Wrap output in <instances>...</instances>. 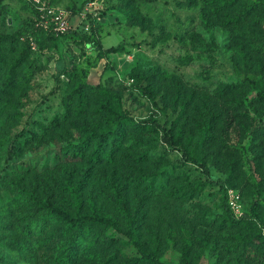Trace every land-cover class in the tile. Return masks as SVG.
<instances>
[{"label": "rangeland", "instance_id": "1", "mask_svg": "<svg viewBox=\"0 0 264 264\" xmlns=\"http://www.w3.org/2000/svg\"><path fill=\"white\" fill-rule=\"evenodd\" d=\"M42 2L44 14L47 8L72 11L75 32L47 35L35 25L26 0H0V35L24 30L18 43L0 49V86L7 70H13L17 85L10 103L0 105V264L62 259L63 225L40 218L36 200L21 191L65 204L57 182L65 176L63 167L75 168L76 177L86 169L66 146V138L77 143V130L63 123L66 135L51 124L65 112L73 68L86 83L121 92L122 111L134 120L153 119L160 127L138 135L129 159L120 156L115 165L92 169L86 190L98 194L107 212L121 219L119 210H128L142 243L167 264H180L182 249L198 264H264V99L243 83L247 78L264 83V12L235 21L245 4H253L242 0L244 5L219 15L208 12L203 21L201 0ZM99 44L119 50L105 53ZM136 72L140 82L129 78ZM177 84L185 93L179 103ZM144 86L156 93V105ZM173 126L176 134L182 130L180 146L169 143L174 140L166 131ZM185 151L206 168L186 160ZM208 180L224 182L227 202L236 194L241 213L258 201L257 221L227 223L218 187H198ZM98 231L93 247L72 264H120L139 257L114 228Z\"/></svg>", "mask_w": 264, "mask_h": 264}, {"label": "trees", "instance_id": "2", "mask_svg": "<svg viewBox=\"0 0 264 264\" xmlns=\"http://www.w3.org/2000/svg\"><path fill=\"white\" fill-rule=\"evenodd\" d=\"M201 2L206 7V11H203L202 14L203 21L206 20V15L210 11L219 15L225 9L242 6L243 4L242 0H201ZM251 6L253 7L251 8ZM244 7V10L241 9L240 14L236 16L235 21L242 20L241 14H248L254 10L256 12H264V0H253L252 5L247 6L245 4ZM34 15L35 25L39 26L37 25L39 20L38 13L35 10ZM41 28L47 35L52 37L60 36L45 30L43 27ZM23 33L24 30L19 29L11 34L0 35V49L4 44L15 45L18 43ZM26 39H29L31 44L32 38L27 35ZM27 40L21 49L23 56L29 50V41L27 42ZM85 47H89L88 43H85ZM98 49H102L105 53H116L119 50L114 46L102 48L100 44ZM68 77L72 85L68 95L63 99L65 112L62 117H55L51 120V124L53 128L59 129L61 133L66 135L68 134V129L64 130L62 127L63 123L69 122L71 124L68 128L72 127L77 130L79 134L77 143H71L66 138V146L72 151L73 160L80 159L83 161L86 164V169L76 177L75 168H69L68 172L67 167H63L65 176L57 182L63 193L67 195L63 199L65 204L57 203L49 198L39 197L34 192H28L25 189L21 191L36 200V204L43 210V217L40 216V218L52 217L63 225V233L66 236V248L59 264H72L74 259L76 257L79 258L84 250L87 251L93 247L96 239L100 237L98 229H107L109 227L123 234L139 253V257H130L120 264H167L160 259L154 248L146 247L142 243L137 233L138 226L128 210L120 209L119 217L121 219H117L100 204L98 194H90L86 190L92 169H98V167L101 168L103 165L107 166V164L115 165L118 159H121L120 156L129 159L132 154L130 150L134 149L140 142L138 135L150 130L157 133L156 131L160 129L159 125L153 119L148 122L136 121L128 112H123L121 92L86 83L80 77L79 71L74 68L68 71ZM129 78L135 82H140L138 81L140 79L138 72L131 73ZM158 78L175 83V80L166 73H158ZM243 83L246 84L249 91L255 92L257 99H264L263 82L247 78L243 80ZM16 86L13 70H7L0 86L1 106H6L10 103L11 91ZM141 89L143 93L149 95V99L156 105V93L150 88L148 89V86H144ZM176 92L175 101L179 103L180 97L184 96L185 93L180 92L178 84ZM226 92V89L223 90L224 94ZM183 107L187 109L184 104ZM166 133L171 137V140H174L169 141L171 145H181L182 130L176 134L173 126ZM183 154L184 158L189 162L206 168V164L199 160L196 154L188 151L183 152ZM204 171L206 174L207 171ZM205 186L218 187L223 201L224 220L227 223L237 224L241 221H257L259 216L258 201H254L250 205L247 213H241L240 217L235 219L226 200L227 190L224 182L208 180L201 183L198 187L203 188ZM179 263L198 264L190 258L188 249L180 251Z\"/></svg>", "mask_w": 264, "mask_h": 264}, {"label": "built area", "instance_id": "3", "mask_svg": "<svg viewBox=\"0 0 264 264\" xmlns=\"http://www.w3.org/2000/svg\"><path fill=\"white\" fill-rule=\"evenodd\" d=\"M30 6L37 11L38 13V23L40 24L45 30H49L51 33L55 35H62L67 33L68 31L76 30L77 24L71 21L72 13L66 10H60L57 8L48 9L44 14V10L46 9L43 5L44 3L42 0H26ZM78 17L82 20L85 18V13L82 12L77 14ZM88 30L85 27V30ZM238 196L234 193H230L228 196V205L232 210L234 217L239 218L241 215V210L238 205Z\"/></svg>", "mask_w": 264, "mask_h": 264}]
</instances>
